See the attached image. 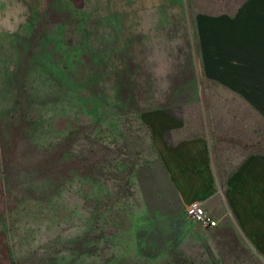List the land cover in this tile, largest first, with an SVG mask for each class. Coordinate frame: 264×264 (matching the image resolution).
<instances>
[{
    "label": "rangeland",
    "instance_id": "rangeland-1",
    "mask_svg": "<svg viewBox=\"0 0 264 264\" xmlns=\"http://www.w3.org/2000/svg\"><path fill=\"white\" fill-rule=\"evenodd\" d=\"M226 3L27 0L24 16L0 21V248L11 264H211L143 121L181 104L176 117L206 126L200 107L220 96L201 79L193 22ZM233 153L221 152L222 180L244 155Z\"/></svg>",
    "mask_w": 264,
    "mask_h": 264
},
{
    "label": "crops",
    "instance_id": "crops-1",
    "mask_svg": "<svg viewBox=\"0 0 264 264\" xmlns=\"http://www.w3.org/2000/svg\"><path fill=\"white\" fill-rule=\"evenodd\" d=\"M26 4L0 0V21L18 20ZM193 25L201 79L219 101L200 107L209 112L202 130L175 116L181 104L156 110L158 120L143 124L183 204L201 201L217 221L196 227L201 236L196 246L210 263L264 264V0L211 7L208 14L199 12ZM189 87L202 88L192 77ZM223 151L244 155L235 157L241 161L222 180L217 167L229 163ZM234 153L230 157L239 156ZM0 264H11L6 249L0 248Z\"/></svg>",
    "mask_w": 264,
    "mask_h": 264
},
{
    "label": "built area",
    "instance_id": "built-area-1",
    "mask_svg": "<svg viewBox=\"0 0 264 264\" xmlns=\"http://www.w3.org/2000/svg\"><path fill=\"white\" fill-rule=\"evenodd\" d=\"M185 212L191 220L196 221L203 226L217 225V221L210 217L201 201L197 200L186 204Z\"/></svg>",
    "mask_w": 264,
    "mask_h": 264
},
{
    "label": "trees",
    "instance_id": "trees-1",
    "mask_svg": "<svg viewBox=\"0 0 264 264\" xmlns=\"http://www.w3.org/2000/svg\"><path fill=\"white\" fill-rule=\"evenodd\" d=\"M91 67H93V64L91 63ZM92 69V68H91ZM93 82V85H95V82L94 81H92ZM94 94V98H93V100H91V101H93V102H95V103H97V101L99 100V94L96 96L95 95V93H93ZM96 105V104H95ZM59 156V155H58Z\"/></svg>",
    "mask_w": 264,
    "mask_h": 264
}]
</instances>
